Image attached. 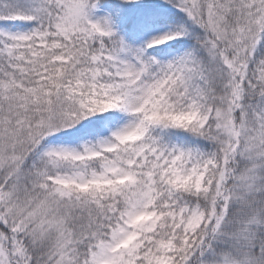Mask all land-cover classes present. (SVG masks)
I'll return each instance as SVG.
<instances>
[{"label": "snow or ice", "instance_id": "1", "mask_svg": "<svg viewBox=\"0 0 264 264\" xmlns=\"http://www.w3.org/2000/svg\"><path fill=\"white\" fill-rule=\"evenodd\" d=\"M0 264H264V0H0Z\"/></svg>", "mask_w": 264, "mask_h": 264}]
</instances>
